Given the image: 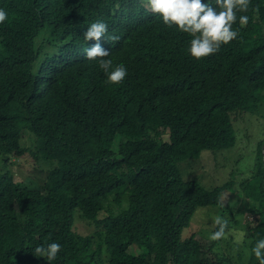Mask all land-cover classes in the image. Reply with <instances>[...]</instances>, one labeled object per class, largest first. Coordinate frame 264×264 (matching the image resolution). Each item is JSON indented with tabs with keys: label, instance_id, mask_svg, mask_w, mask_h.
<instances>
[{
	"label": "trees",
	"instance_id": "16d2710c",
	"mask_svg": "<svg viewBox=\"0 0 264 264\" xmlns=\"http://www.w3.org/2000/svg\"><path fill=\"white\" fill-rule=\"evenodd\" d=\"M0 8L8 13L0 24V264H259L251 249L264 239V139L250 156L238 140L244 134L250 150L253 117L264 128V0L238 13L253 18L238 39L199 60L187 53L193 37L141 0H0ZM98 20L108 24L106 59L127 69L121 84H106L98 61L85 57L95 41L84 32ZM204 152L218 165L220 154H234L225 182L207 188L184 178L180 163ZM27 154L33 171L52 166L44 180L6 169ZM211 207L229 229L243 215L238 253L233 242L229 255L217 250L213 232L182 239L196 212ZM78 218L91 234L76 231ZM53 242L62 246L55 260L34 255Z\"/></svg>",
	"mask_w": 264,
	"mask_h": 264
},
{
	"label": "clouds",
	"instance_id": "9594fccd",
	"mask_svg": "<svg viewBox=\"0 0 264 264\" xmlns=\"http://www.w3.org/2000/svg\"><path fill=\"white\" fill-rule=\"evenodd\" d=\"M143 6L149 9L153 14H158L163 23L168 27L178 26L179 31L187 33L193 38L190 40V46L187 48L194 59L207 58L218 53L223 45H227L240 37V29L245 28L253 19L248 15H239L249 11L251 0H215L217 7L202 0H141ZM256 11V9H254ZM8 19V13L0 8V24H4ZM239 22L240 28L234 29V24ZM108 33V24L104 21H96L90 24L84 32V38L87 42L95 41L94 45L85 49V57L88 60H97L99 67L107 74L105 81L108 85L121 84L127 77V69L123 64L113 68L110 52L104 49L100 41ZM110 41H118V36H111ZM227 199L225 194H221L218 202L225 206ZM215 231L210 235L212 241H220L227 238L229 234V221L222 216L213 218ZM243 241L237 237L234 241L239 245ZM34 255L44 257L51 262L57 258L62 251L59 243L53 242L44 247L36 246ZM238 249H234V252ZM259 264H264V239L256 241L251 249Z\"/></svg>",
	"mask_w": 264,
	"mask_h": 264
},
{
	"label": "rangeland",
	"instance_id": "374dc122",
	"mask_svg": "<svg viewBox=\"0 0 264 264\" xmlns=\"http://www.w3.org/2000/svg\"><path fill=\"white\" fill-rule=\"evenodd\" d=\"M262 33L264 34V26ZM248 118V115H247ZM256 117H253V119H250L247 121V134L250 137L251 140V148L249 150L248 141L245 138L244 134H240L239 140H238V150L246 151L248 152L247 155H251V149L252 154H256L257 150V144L261 139H264V128L262 126H259ZM264 122V120H262ZM240 123L239 125H241ZM263 129V130H262ZM23 143L26 146H31V135L29 132H26L23 137ZM229 155L234 156V154L231 152ZM229 155L226 154H220L218 156V159L221 161V165L216 164L215 162V156L212 153L204 152L202 154V157L200 159H190L185 160L180 163V168L182 169L183 176L185 179H188V176L197 177L200 179V181L207 187H213L216 185H219L223 182H225L229 176V167H224L223 165L227 163V160L229 159ZM252 161L251 157L250 160L243 161V169L248 172L250 170V162ZM20 162L23 164V166H19L17 163ZM4 165V164H3ZM3 165L0 163V170L2 169ZM39 169L36 171H33V168L35 167L34 159L31 157L30 154H27L25 157H22L20 159L14 158L11 164H8L6 169H9L15 173L16 178L23 180L25 177L31 176L37 179L39 182L44 180L45 175L42 173L44 171H47L52 166L50 164L46 163H40L38 164ZM245 177H248L249 175H244ZM20 180V181H21ZM239 203V200L237 197H233L229 203V206L227 207V216L228 219L234 221L233 218V212L231 211L237 204ZM120 208L116 209L115 213H119ZM198 216L196 217V215ZM222 216L221 211L217 207H211L207 209H200L196 212L195 217L193 218L191 224L185 228V230L182 233V239L187 238L192 232H201L202 234H210L214 232L216 229L213 224V218L215 216ZM236 219L239 220L238 225H233L229 229V234L227 235V238L222 239L218 243L217 250H221L224 254L229 255L230 252H232V245H230L231 242H233L234 249H238V251L233 252V255L238 253L240 251V245H237L234 243L235 239L237 237H240L243 241V238L246 237L245 234V227H244V217L243 215H237ZM93 227H91L90 224L86 223L85 221L81 219H77L76 222V231L78 233H81L83 235H89L92 233ZM248 264V263H243Z\"/></svg>",
	"mask_w": 264,
	"mask_h": 264
},
{
	"label": "bare ground",
	"instance_id": "6f19581e",
	"mask_svg": "<svg viewBox=\"0 0 264 264\" xmlns=\"http://www.w3.org/2000/svg\"><path fill=\"white\" fill-rule=\"evenodd\" d=\"M206 151V150H205Z\"/></svg>",
	"mask_w": 264,
	"mask_h": 264
}]
</instances>
